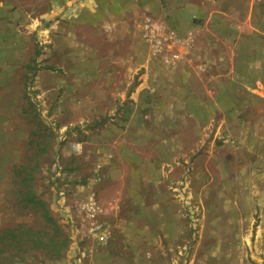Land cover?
Wrapping results in <instances>:
<instances>
[{
	"label": "rangeland",
	"instance_id": "obj_1",
	"mask_svg": "<svg viewBox=\"0 0 264 264\" xmlns=\"http://www.w3.org/2000/svg\"><path fill=\"white\" fill-rule=\"evenodd\" d=\"M257 2L213 29L165 0L92 22L0 0V249L26 254L6 264H264Z\"/></svg>",
	"mask_w": 264,
	"mask_h": 264
},
{
	"label": "crops",
	"instance_id": "obj_2",
	"mask_svg": "<svg viewBox=\"0 0 264 264\" xmlns=\"http://www.w3.org/2000/svg\"><path fill=\"white\" fill-rule=\"evenodd\" d=\"M102 2L103 0H50V18L58 16L66 20L77 18L78 21L92 22L97 19V14H101L104 10ZM165 4L170 12L182 11L190 15L192 13L193 19L205 21L208 27L219 29L225 26L218 20L222 19L227 5L230 6V10H234L239 5L238 9L241 12L242 8H247L246 5L254 8L258 2L257 0H199V2L191 3L189 0H165ZM243 28L244 25L239 26L233 34L231 29L227 28L228 32L225 31V34L234 36L236 44L252 40L253 37L248 38L244 34ZM207 58L217 59L213 54H208ZM243 58V53L240 52L236 60L241 61Z\"/></svg>",
	"mask_w": 264,
	"mask_h": 264
},
{
	"label": "trees",
	"instance_id": "obj_3",
	"mask_svg": "<svg viewBox=\"0 0 264 264\" xmlns=\"http://www.w3.org/2000/svg\"><path fill=\"white\" fill-rule=\"evenodd\" d=\"M28 200L31 201L32 198H29ZM42 208L44 207L42 206ZM46 215H47V211L44 212V216ZM47 218L51 220L49 217ZM1 237L2 235L0 236V238ZM45 252L46 254L50 252V244L47 245ZM25 256H26L25 250H23V248L21 249L20 244L18 242L13 241V244L10 246V249H3V250L0 249V264L2 263L6 264L8 260L19 263L26 258Z\"/></svg>",
	"mask_w": 264,
	"mask_h": 264
}]
</instances>
